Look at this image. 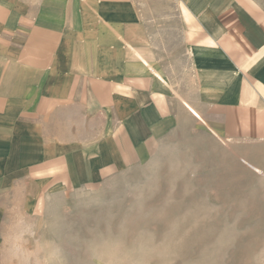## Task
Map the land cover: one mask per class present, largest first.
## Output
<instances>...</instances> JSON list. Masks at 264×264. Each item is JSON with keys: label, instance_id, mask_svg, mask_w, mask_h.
Returning a JSON list of instances; mask_svg holds the SVG:
<instances>
[{"label": "crops", "instance_id": "obj_1", "mask_svg": "<svg viewBox=\"0 0 264 264\" xmlns=\"http://www.w3.org/2000/svg\"><path fill=\"white\" fill-rule=\"evenodd\" d=\"M185 114L264 172V0H0V201L137 168Z\"/></svg>", "mask_w": 264, "mask_h": 264}, {"label": "rangeland", "instance_id": "obj_2", "mask_svg": "<svg viewBox=\"0 0 264 264\" xmlns=\"http://www.w3.org/2000/svg\"><path fill=\"white\" fill-rule=\"evenodd\" d=\"M153 42L175 70L181 40ZM256 153L185 114L137 168L87 188L25 184L2 199L0 264H264Z\"/></svg>", "mask_w": 264, "mask_h": 264}]
</instances>
